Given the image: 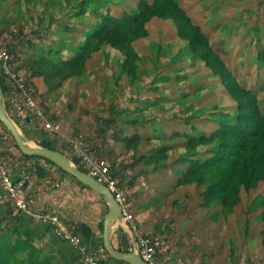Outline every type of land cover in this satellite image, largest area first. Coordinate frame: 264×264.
<instances>
[{"label": "rangeland", "instance_id": "1", "mask_svg": "<svg viewBox=\"0 0 264 264\" xmlns=\"http://www.w3.org/2000/svg\"><path fill=\"white\" fill-rule=\"evenodd\" d=\"M174 1L264 110V64L257 60L264 49V0ZM138 10L139 0H0V38L8 35V45L17 44L20 67L59 129L39 131L57 138L59 149L71 136L83 135L128 186L130 201L156 212L163 235L174 232L186 246L222 264H264V181L241 186L234 206L207 194L208 182L178 183L192 151L187 137L174 132H190L192 124L210 132L218 126L212 122L215 114L234 113L237 103L222 76L181 37L175 21L152 18L148 33L134 41V53L106 42L73 68L65 62L107 14ZM37 61L45 74L33 78ZM19 126L38 143L31 124ZM135 133L141 138L120 139ZM7 141L15 145L12 136ZM163 235L157 236L162 249Z\"/></svg>", "mask_w": 264, "mask_h": 264}, {"label": "trees", "instance_id": "2", "mask_svg": "<svg viewBox=\"0 0 264 264\" xmlns=\"http://www.w3.org/2000/svg\"><path fill=\"white\" fill-rule=\"evenodd\" d=\"M154 17L171 18L175 21L181 37L187 40L191 49L215 73L222 76L231 97L237 103L234 113L228 111L215 114L212 122L218 126L210 132H201L195 124H192L190 132H174L187 137L185 145L192 151L183 161L188 166L178 183L208 182L207 194H216L224 205L234 206L241 199V186L252 187L264 181V110L256 93L233 80L224 61L212 50L204 32L191 21L177 2L139 0V10L135 13L124 12L121 16L107 14L94 31L88 32L75 56L65 62L73 68L83 63L92 51L99 50L106 42L128 54L134 53V41L148 33L147 24ZM4 37L7 39L9 36ZM16 47L17 44H14L10 49L15 51ZM257 60L264 64V49L259 51ZM44 74L41 63L35 62L33 78ZM3 88L6 90L5 86ZM262 103L264 105V97ZM0 134V155L21 157H16L17 160L38 158L42 161L37 166V174L40 176L45 175L44 164L56 165L44 157L25 155L14 139L15 145L9 144L7 139L12 135L5 126L0 127ZM139 138L141 135L138 133L120 136V139L127 142ZM34 140L42 146L67 151L65 144L63 150L59 149L58 139L49 137L45 132L36 130ZM202 146L205 147L204 152L200 150ZM13 147L20 150V155L16 154ZM72 160L85 170L78 159ZM28 243V239L20 236V226L16 222L0 220V264H33L22 253Z\"/></svg>", "mask_w": 264, "mask_h": 264}, {"label": "built area", "instance_id": "3", "mask_svg": "<svg viewBox=\"0 0 264 264\" xmlns=\"http://www.w3.org/2000/svg\"><path fill=\"white\" fill-rule=\"evenodd\" d=\"M25 73L20 67L16 52L10 49L6 37L3 36L0 38V81L6 88L4 99L8 112L16 122L31 124L34 130L44 129L47 133L58 132V126L39 102L37 90ZM68 145L67 152L70 158L78 159L85 171L105 184L121 205L124 219L136 234L133 250L147 264H166L162 259L161 239L139 230L136 218L131 212L129 188L118 177L112 165L102 160L81 134L71 136ZM16 157L0 155V207H14L20 213L30 215L34 220L50 225L58 238L78 246L80 255L75 264H107L109 253L105 246H100L99 253L89 252L75 227H67L58 213L37 208L35 175L37 166L39 163L42 164V161L35 157L22 160H17ZM18 166L21 168L20 171ZM53 186L59 187L60 183L53 182Z\"/></svg>", "mask_w": 264, "mask_h": 264}, {"label": "crops", "instance_id": "4", "mask_svg": "<svg viewBox=\"0 0 264 264\" xmlns=\"http://www.w3.org/2000/svg\"><path fill=\"white\" fill-rule=\"evenodd\" d=\"M65 146L68 150L69 145L65 144ZM43 166L45 175H35L37 208L58 213L67 227L76 228L89 252L99 253L100 246H104L105 220L110 209L105 196L64 172L58 165L46 163ZM17 168L20 171V166ZM53 182H59L60 186L54 187ZM130 205L141 232L163 235L154 210L138 209L132 201ZM0 208L5 209H3L7 215L5 222H16L20 226V236L29 240L22 252L27 261L30 260L33 264H75L80 255V248L58 238L50 225L38 222L30 215L20 213L14 207L1 206ZM135 235L123 218L112 229L111 241L118 250L128 252L135 247ZM162 239L164 243L162 255L166 264H222L211 254L194 251L186 246L184 241L177 239L174 232L163 235ZM107 264L133 263L117 260L109 254ZM238 264L244 263L240 261Z\"/></svg>", "mask_w": 264, "mask_h": 264}, {"label": "water", "instance_id": "5", "mask_svg": "<svg viewBox=\"0 0 264 264\" xmlns=\"http://www.w3.org/2000/svg\"><path fill=\"white\" fill-rule=\"evenodd\" d=\"M0 122L10 131L13 139L18 145L19 149L29 156L44 157L56 165L60 166L67 173L74 176L83 184L89 186L96 192L105 196L110 209L107 213L104 229V246L108 253L117 260H124L132 262L133 264H147L142 257L134 250L124 252L114 247L111 241L112 229L124 218L123 210L119 202L115 199L111 190L96 178L82 170L70 156L58 149L42 146L34 143L30 138L23 133L19 124L8 112L4 99V88L0 81Z\"/></svg>", "mask_w": 264, "mask_h": 264}]
</instances>
